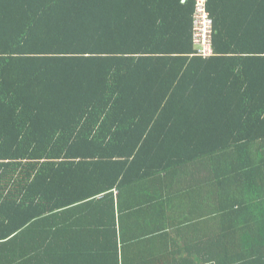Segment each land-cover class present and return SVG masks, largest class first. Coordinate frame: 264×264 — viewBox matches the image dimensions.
I'll use <instances>...</instances> for the list:
<instances>
[{
    "label": "trees",
    "instance_id": "trees-1",
    "mask_svg": "<svg viewBox=\"0 0 264 264\" xmlns=\"http://www.w3.org/2000/svg\"><path fill=\"white\" fill-rule=\"evenodd\" d=\"M182 1L0 0V264H187L124 246L163 196L190 264H264V0H208V59Z\"/></svg>",
    "mask_w": 264,
    "mask_h": 264
},
{
    "label": "crops",
    "instance_id": "crops-1",
    "mask_svg": "<svg viewBox=\"0 0 264 264\" xmlns=\"http://www.w3.org/2000/svg\"><path fill=\"white\" fill-rule=\"evenodd\" d=\"M182 2L185 3L186 0ZM188 192L190 193V190ZM165 198L167 197L163 196L158 203H150L144 207L147 209V214L138 216L140 221L135 227L137 233H134L131 229H128L129 232L126 233L121 231L124 237V246L127 249L132 248L137 239L131 238V236H143L142 234L145 233L143 238H139L141 242L140 246L137 247L139 252L161 247L162 250L173 253L174 259L179 263L186 262L190 264L189 262L192 260L196 262L200 257L194 251L198 246L196 243L198 237L195 233L198 234L199 232L195 230V225H191V222L188 221L194 219L193 214L201 213H195L194 203L188 199L180 198V201L171 202L168 199L166 201ZM152 236H155V238ZM127 244L131 246L127 247ZM173 245L179 248L177 253L172 250ZM174 259H172V262L175 261Z\"/></svg>",
    "mask_w": 264,
    "mask_h": 264
},
{
    "label": "built area",
    "instance_id": "built-area-1",
    "mask_svg": "<svg viewBox=\"0 0 264 264\" xmlns=\"http://www.w3.org/2000/svg\"><path fill=\"white\" fill-rule=\"evenodd\" d=\"M192 16L193 45L196 53L193 56L208 58L214 56L213 35L214 22L208 10V0H193Z\"/></svg>",
    "mask_w": 264,
    "mask_h": 264
},
{
    "label": "clouds",
    "instance_id": "clouds-1",
    "mask_svg": "<svg viewBox=\"0 0 264 264\" xmlns=\"http://www.w3.org/2000/svg\"><path fill=\"white\" fill-rule=\"evenodd\" d=\"M191 34H192V42H193V31H191ZM213 45H214V41H213ZM195 48V47H194ZM195 53H196V50H195ZM215 56V55H214ZM214 56H211V57H214ZM198 57V56H197ZM211 57H208V58H211ZM203 58V57H201ZM208 58H204V59H208Z\"/></svg>",
    "mask_w": 264,
    "mask_h": 264
},
{
    "label": "rangeland",
    "instance_id": "rangeland-1",
    "mask_svg": "<svg viewBox=\"0 0 264 264\" xmlns=\"http://www.w3.org/2000/svg\"><path fill=\"white\" fill-rule=\"evenodd\" d=\"M172 250H173L175 253H177V252L179 251V248H178V247H175V246L173 245Z\"/></svg>",
    "mask_w": 264,
    "mask_h": 264
}]
</instances>
